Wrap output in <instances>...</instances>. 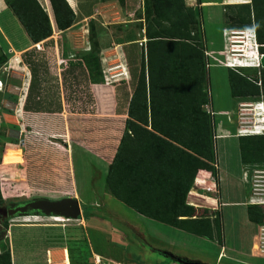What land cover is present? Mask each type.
Here are the masks:
<instances>
[{
	"label": "rangeland",
	"instance_id": "obj_1",
	"mask_svg": "<svg viewBox=\"0 0 264 264\" xmlns=\"http://www.w3.org/2000/svg\"><path fill=\"white\" fill-rule=\"evenodd\" d=\"M100 1L82 0L83 14L76 8L79 15L75 25L57 38L59 49L49 46L45 51L48 72H44L47 89H44L43 95L44 100L48 101V107L55 112L29 113L14 124L10 147L17 151L14 152L17 155L15 160L21 159L24 163L14 162L3 168V176L8 178L6 182L10 184L5 185L8 188L3 197L7 198L5 205L0 207V215L2 214L1 220L5 217L9 220L7 229L0 237V250L12 245L18 264H37L45 257L48 248L64 242L67 264L68 256L80 264H93L92 259L84 260L79 254L83 252V247L88 249L89 246L92 247L91 251L100 252L125 264H173L174 257L163 253L165 250L177 258L186 256L194 260L213 257L216 254L213 247L215 242L189 233L174 232L170 226H161L153 220H143L113 197L107 184L106 189L104 188L112 155L125 128L128 102L140 69L137 52L141 53V41L144 39L139 38L143 25L144 0H102L103 16L92 10V5ZM6 5L9 8L7 3ZM223 6L226 12V4ZM212 12L213 8L208 6L199 8L197 22L204 49L208 47L204 31H207L210 38L211 35L215 38L221 7L215 8V13L212 14L215 19L211 18ZM96 13L101 15L100 19L90 17ZM92 23L100 44L99 56L104 82L89 86L84 81H74L72 74H66L64 79V69L69 59L83 55L91 47L89 28ZM224 26L226 45L222 60L232 62L230 64L235 66L231 67L249 75L252 82H255L256 77L260 81V57L263 53L258 49L254 29L244 24H233L226 18ZM236 30L245 32L235 36L246 35L247 52L246 55L233 59L231 40L232 32ZM15 60L17 70L22 72L23 62L19 58ZM218 64L224 63L220 61ZM8 66L4 69L7 73ZM206 68L208 75L205 90L209 101L212 98L215 101V107H212L215 109V115L212 116L214 130L220 133L225 128L230 133L238 134L241 131H261L262 127L255 126V123L264 124L261 98L250 97L241 101L231 98L228 68L224 67L226 72L223 70L225 73L222 78L215 73L209 75L211 69L208 64ZM17 77L23 79L22 74H17ZM254 89L255 86L249 95L256 92ZM247 101L249 102L246 103ZM239 103L245 104L241 106ZM208 106L210 105H205V108ZM17 112L18 106L11 110L15 116ZM230 137L232 138H215V154L221 165V173L223 172L220 188L222 193L219 196L223 195L224 201L228 199V192L233 191L236 197L232 199L245 198L248 206H252L251 211L256 216V221H251L254 227L247 225L244 206H223L226 220L222 238L236 249H247L251 240V256H255L256 264H264V252L259 249L264 241V186L259 190L257 203H251L250 197L255 184L250 178L254 177L255 169H264V164L243 166L240 161L239 140L235 135ZM246 172L248 178L245 176ZM257 175L264 176V171ZM259 184L263 185L264 180ZM75 195L82 210L89 213L85 222H82V218L36 216L32 211L27 215L10 216L5 208L11 203L35 198L57 200ZM126 224H133V227L130 226L134 231ZM242 228L245 235H242L241 240L237 230ZM91 251L89 249L90 253ZM229 252L237 254L233 250Z\"/></svg>",
	"mask_w": 264,
	"mask_h": 264
},
{
	"label": "trees",
	"instance_id": "obj_2",
	"mask_svg": "<svg viewBox=\"0 0 264 264\" xmlns=\"http://www.w3.org/2000/svg\"><path fill=\"white\" fill-rule=\"evenodd\" d=\"M5 1L34 43L53 34L49 15L39 0ZM50 2L58 28L71 27L76 13L69 1ZM226 6V20L253 28L258 49L264 54V0ZM143 10L139 38L146 40L141 48L140 69L128 102L125 129L105 181L110 194L134 212L217 240L219 225H188L178 220L179 206L184 203L181 221H214V210L185 203L195 178H211L205 170L217 178L212 119L215 113L209 106L205 108L210 103L205 90L208 62L197 22L199 9L186 5L185 0H144ZM89 31L90 49L77 56V61L69 62L64 79L66 74H72L74 81L104 82L94 23ZM27 62L32 70L31 88L36 90L34 61ZM259 73L260 81L256 77L252 82L249 75L229 66L232 96L237 100L261 98L264 104V66ZM254 86L256 92L249 95ZM239 143L244 165L264 164V134L239 135ZM4 203L0 188V207ZM251 207L248 206L249 218L256 221ZM83 216L87 219L89 213ZM8 220L0 218L5 229ZM0 264H12L9 246L0 251Z\"/></svg>",
	"mask_w": 264,
	"mask_h": 264
},
{
	"label": "crops",
	"instance_id": "obj_3",
	"mask_svg": "<svg viewBox=\"0 0 264 264\" xmlns=\"http://www.w3.org/2000/svg\"><path fill=\"white\" fill-rule=\"evenodd\" d=\"M69 3L71 4L72 8L74 9L75 13H76V17L79 15L78 11L76 8H78L81 11L82 5H81V1L82 0H68ZM39 2L41 3L42 7L45 9V11L48 13L51 24H52V28H53V34L38 42V43H34L30 37L28 36V34L26 33V31L24 30V28L22 27V25L20 24L18 18L14 15V13L7 7L6 5V1L5 0H0V188H1V192L4 196H6V188H8V186L6 187V184H10L7 183L6 181L8 180V178H6L5 176H3V168L10 163H21L23 164L24 162L21 161V159L19 160H15V158L17 157V155L14 152H17L15 149H13L12 147H10L12 145V141L10 142V140L12 139L11 137L14 135L13 131H14V124H17L18 122H20V119L24 118L26 114L29 113H53L55 111L51 110L47 103V100L45 99V96L43 95L44 89H47V87H45V83L47 81V78L44 74V72H48V66H47V56L45 51L46 49L51 46L53 48L58 47V37H61V34L64 32H67L68 30H70L71 28H73V26L75 25V23L65 29V30H60L58 28V26L56 25L55 22V18H54V13H53V9H52V5L50 0H39ZM102 0L100 1V3H96L95 5H92V10L97 11L99 13H102L101 15L103 16V11L101 6L102 4ZM185 4L188 6H192L194 8L197 9H204V7H211L213 8L214 12L211 13V18L215 19L212 14L215 13V8L217 7H221V16L220 18H218L219 20L217 21L216 24V36L215 38L213 37V35L208 34L207 35V31L205 30V34L207 36V44L208 47L206 48V61L208 62V68L211 69L209 75H212L211 73H215L216 75L220 76L222 78V74H224L226 71L224 69L228 68L227 66L231 65L230 63L226 62L225 60H222V57L225 54V45H226V28L224 26L225 23V11H224V0H185ZM217 10V9H216ZM219 10V9H218ZM81 14L82 11H81ZM97 13L96 14H92L90 15L91 18L93 19H100V16ZM217 16V15H216ZM218 17V16H217ZM137 34L139 35V31H137ZM146 38H144L141 42V46H143V43L145 42ZM210 47V48H209ZM59 49V47H58ZM90 49V48H89ZM86 49V50H89ZM85 50V51H86ZM141 52V51H140ZM137 54H139V59H141V53H139V51L137 52ZM19 58L22 62H23V69L22 72L17 70V65L15 64L14 61H16L15 59ZM28 59L31 61V59L34 61V67L37 71V87L36 90H32L31 88V83H32V70L30 65L28 64ZM3 60V62H2ZM77 56L74 58L69 59V62L71 61H77ZM223 62L224 64H218V62ZM229 61V60H228ZM9 65V66H8ZM69 63L67 64V67L64 69L66 70L68 68ZM8 66V73L4 71V69ZM212 67H214L212 69ZM214 70V71H213ZM216 70V71H215ZM223 70L225 71L223 73ZM7 74H9V77L7 76ZM16 74V75H14ZM17 74H22L23 75V79H20L19 77H17ZM211 78V76H210ZM228 80V77H227ZM89 84V86L91 84H93L92 82H87ZM229 83V81H228ZM229 95L231 98H234L230 92V88H229ZM16 100H19V102H17ZM16 101V102H15ZM241 101V100H238ZM249 101H247L246 103H248ZM210 106L209 109H213L215 107V101L212 98V101L210 100ZM245 104V103H244ZM18 106V114L17 116H15L14 114L11 113V110H14L17 106ZM46 105V106H45ZM255 106V105H253ZM213 107V108H212ZM20 109V110H19ZM227 110V108H225ZM255 109V108H254ZM52 112H51V111ZM215 110V109H214ZM213 110V111H214ZM58 111V110H57ZM215 113V112H214ZM229 113V112H228ZM127 115V112H126ZM128 117V115H127ZM126 117V119H127ZM126 119H125V123H126ZM235 127V126H234ZM125 129V128H124ZM220 133H217L215 130V138L216 137H220L221 139H229L232 138L230 136L235 135L236 138H238L239 140V135L238 133H230L228 132L225 128L220 130ZM124 132V130H123ZM123 132L119 138V142L117 144V147L114 151V154L112 155V160L114 158V155L117 151L118 145L120 143L121 137L123 135ZM241 155V153H240ZM185 156V155H184ZM111 160V162H112ZM240 161H241V157H240ZM110 162V164H111ZM242 162V161H241ZM243 164V163H242ZM216 169H217V178H214V176L212 175V173L208 170H205L207 172L210 173L211 178L210 179H206V178H200L197 177L195 178L194 182L192 183V186L188 192L187 198H186V205H192L196 208H200L204 209L207 208L209 210H214V221H181L179 218L180 214H181V207L183 206L184 203L180 204L179 206V216H178V220L181 223L184 224H188V225H193V224H217L219 225V227H216L217 230V240H213L208 238L205 235H198L197 233H191L189 232L187 229L185 228H180V227H176L170 224H165L161 221L146 217L140 213L135 212L136 214H138L143 220L149 219V220H153L157 223H160V225H164V226H170L171 230H173L174 232H183V234H191L193 236H200L203 237L204 239H207L209 241H213L215 243H213V247L216 250V254L213 255V257L209 256V257H205V258H201V259H188L186 256H179V258H177L176 255L167 252V250H165L163 253H166L168 255H172L174 257L173 260V264H256L255 261V256H251V240L249 241V245L248 248H234L231 245H229L225 239L222 238V228L224 227V222L226 220V213H224V209L223 206H244L245 207V222L247 223V225L249 224L250 226H253L251 223V220L249 218V209H248V204L247 201L245 200V198L243 199H232V197H236V193L233 191L228 192V199H224V201H222V197L219 196L222 193V189L221 188V184H222V180H221V176L223 175V172L221 173V169H220V163L217 161L216 158V163H215ZM244 166V164H243ZM70 167L73 168V165L70 163ZM201 170V169H200ZM176 171V169H175ZM108 172V170H107ZM209 180H212L209 182ZM6 182V183H5ZM104 188L106 189V181H105V186ZM199 189V190H198ZM190 191H194L195 194L191 195ZM234 195V196H233ZM111 196V195H109ZM69 197H76L75 196H69ZM7 197H5L6 200ZM78 199V198H77ZM79 200V199H78ZM207 200L211 201L212 203L208 202ZM192 201V203L190 202ZM80 203V201H79ZM196 205H195V204ZM81 206V204H80ZM133 211V210H132ZM134 212V211H133ZM36 216H44V217H48L44 214H35ZM84 211L82 210V206H81V217H82V222H85L86 218H84ZM240 214H237V216H239ZM55 216V215H52ZM61 217V216H59ZM240 217V216H239ZM65 218V217H63ZM79 219V218H78ZM244 220V219H243ZM243 224V223H242ZM131 226L133 224H130ZM130 225L129 228L134 231L132 229V227ZM58 226V225H57ZM254 227V226H253ZM201 228V227H200ZM7 229V228H6ZM110 230H112L110 228ZM238 234L242 240V235H245L244 232V228L242 229H238ZM225 233V229L224 232ZM252 239V238H251ZM173 242V241H172ZM91 244V243H90ZM65 245L64 243H60L58 245L55 246H51L50 248L47 249L46 251V255L43 259H41L37 264H67L65 261V249L63 248V246ZM11 249V260H12V264H18L15 258V254H14V249L11 245L10 247ZM91 246H89V248L87 249V247H83V252L79 253L81 255V257L84 260H93V264L94 263V256L96 254L102 256V258L107 261L108 263H113V264H125L122 261L119 260H115L114 258L110 257V256H104V254L100 253V252H95L94 250L91 251ZM89 249L91 251V253L89 252ZM156 249V248H153ZM232 251L237 253V254H231ZM1 251V250H0ZM93 254V255H92ZM93 256V257H92ZM69 258V264H78L79 262H77V260L75 259H71L70 256H68ZM261 261V260H260ZM84 264H86L85 262H83ZM80 264V263H79Z\"/></svg>",
	"mask_w": 264,
	"mask_h": 264
},
{
	"label": "water",
	"instance_id": "obj_4",
	"mask_svg": "<svg viewBox=\"0 0 264 264\" xmlns=\"http://www.w3.org/2000/svg\"><path fill=\"white\" fill-rule=\"evenodd\" d=\"M31 211L34 214L55 215L73 219H78L81 216V206L79 200L75 197H64L57 200L43 197L35 198L22 205L8 209L10 216L16 214L27 215ZM3 231H5V228L0 222V237Z\"/></svg>",
	"mask_w": 264,
	"mask_h": 264
},
{
	"label": "built area",
	"instance_id": "obj_5",
	"mask_svg": "<svg viewBox=\"0 0 264 264\" xmlns=\"http://www.w3.org/2000/svg\"><path fill=\"white\" fill-rule=\"evenodd\" d=\"M249 1H251V0H224V3L225 4H235V3H245V2H249ZM233 32H238L237 30L236 31H233ZM233 32H232V35H233V37H234V35L235 34H233ZM232 40H233V38H232ZM236 40V39H235ZM232 46H231V48H234L233 47V45H235V43H232L231 44ZM237 54V52H232V58L233 59H236V55ZM239 58V57H238ZM228 63H232V62H228ZM252 122H254V121H252ZM255 126H259V127H262L260 130L261 131H257V130H255V131H246V132H244V131H241L239 134L240 135H242V134H264V129H263V126H264V124L262 125V124H259V123H255ZM260 170H262V171H264V169H255L254 170V172H256L255 174H254V177L252 176L251 178H250V180H251V182H252V179H253V181H254V185H253V187H252V190H253V192H252V194H251V200H252V202L253 203H257L256 201H255V199H259V198H257L258 197V195L260 194V192H259V190L260 189H263V186H264V184L262 185V184H259V182L260 181H263L264 180V176H261V175H257L258 174V172H262V171H260ZM245 176L248 178V173H245ZM56 218H59V217H57V216H55ZM63 218V217H62ZM259 249L262 251V252H264V241H263V243H261V245H259ZM94 263L95 264H113V263H108L107 261H105L103 258H102V256H100V255H98V254H96L95 256H94Z\"/></svg>",
	"mask_w": 264,
	"mask_h": 264
},
{
	"label": "bare ground",
	"instance_id": "obj_6",
	"mask_svg": "<svg viewBox=\"0 0 264 264\" xmlns=\"http://www.w3.org/2000/svg\"><path fill=\"white\" fill-rule=\"evenodd\" d=\"M244 34L245 32L243 31V32H233V34ZM233 38V40H231V42L232 43H235V45H233V49L231 50L232 52L234 51V52H237V56H244V55H246V52H247V42L245 41V39H246V35H243V36H235L234 35V37H232ZM237 38H241L242 40L241 41H239ZM235 39H237V40H235ZM256 43H257V41H256ZM257 45H258V43H257ZM260 63H261V66H264V54H261V57H260ZM229 66H235V65H229ZM240 104V103H239ZM238 104V105H239ZM241 106L243 105L244 106V103H241L240 104ZM263 122H264V119L262 120ZM247 173V172H246ZM245 182V181H244ZM250 197H251V194H250ZM257 199H255V201H256ZM251 202H252V200H251ZM257 202V201H256ZM253 203V202H252ZM257 246H258V244H257Z\"/></svg>",
	"mask_w": 264,
	"mask_h": 264
},
{
	"label": "flooded vegetation",
	"instance_id": "obj_7",
	"mask_svg": "<svg viewBox=\"0 0 264 264\" xmlns=\"http://www.w3.org/2000/svg\"><path fill=\"white\" fill-rule=\"evenodd\" d=\"M28 201H30V200H27V201H22V202H18V203H14V204H9V205H7L5 208H6V210L8 211V209H10V208H13V207H16V206H18V205H22V204H24V203H26V202H28ZM2 217V214L0 215V218Z\"/></svg>",
	"mask_w": 264,
	"mask_h": 264
},
{
	"label": "clouds",
	"instance_id": "obj_8",
	"mask_svg": "<svg viewBox=\"0 0 264 264\" xmlns=\"http://www.w3.org/2000/svg\"><path fill=\"white\" fill-rule=\"evenodd\" d=\"M263 103V102H262ZM263 108H264V104H263Z\"/></svg>",
	"mask_w": 264,
	"mask_h": 264
}]
</instances>
